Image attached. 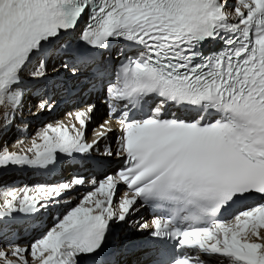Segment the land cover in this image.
Instances as JSON below:
<instances>
[{"label":"snow or ice","instance_id":"snow-or-ice-1","mask_svg":"<svg viewBox=\"0 0 264 264\" xmlns=\"http://www.w3.org/2000/svg\"><path fill=\"white\" fill-rule=\"evenodd\" d=\"M215 40L223 47L204 54ZM56 49L70 56L64 69L95 68L101 81L104 53L115 57L110 119L89 142L88 104L68 114L71 124H45L26 148L0 144V170L50 171L61 154L87 158L113 131L117 145L104 155L124 166L99 180L3 189L0 264H112L102 258L112 224L149 207L160 214L132 226L174 241L155 264H264V0H0V133L24 107L23 73L33 65L29 75L43 78ZM38 99V112L53 108ZM85 184L92 190L51 228L23 245L9 239L16 214L55 207ZM119 184L128 191L117 204Z\"/></svg>","mask_w":264,"mask_h":264},{"label":"bare ground","instance_id":"bare-ground-1","mask_svg":"<svg viewBox=\"0 0 264 264\" xmlns=\"http://www.w3.org/2000/svg\"><path fill=\"white\" fill-rule=\"evenodd\" d=\"M229 2L231 3V0H229ZM79 31V30H78ZM77 31V32H78ZM73 42H77L75 40H73ZM53 63H50L49 61V64H48V67L46 68V71L49 70L51 71V65ZM58 65H56L57 67ZM33 69V65H30L29 68L27 70H25V72L23 73V78L28 75L29 78H32L29 76V73L32 71ZM32 80H38V79H33ZM41 83H38V85H40ZM40 95V92L39 94ZM104 106H101V107H97L96 108V111H95V120H98L99 117L102 115V114H106V111L107 110H104L103 109ZM34 109V107H32L31 111ZM63 110H59L57 113H55L54 115L50 116V117H47V118H43L42 120L38 121L37 123L35 124H32L31 127H30V132L27 136L23 137V141L24 143L22 145H19L17 144V141L13 142L14 139H13V136H9L8 134H5V135H2L0 133V144H5L4 140H7L8 142L6 143L7 146L9 147V150H17L18 148H26L28 147L30 144H31V141L32 139L36 136V133L45 125V124H48V123H55V122H58V121H63L65 123H68V124H71L73 123V120L71 117H69V115H67L66 117H64L63 115L64 114H61ZM61 114V115H60ZM115 132V134H113ZM117 134L119 135V133L117 131H113L111 133H109L108 137L110 136L111 138H113L114 136H117ZM12 141V142H11ZM116 147V145H115ZM116 159L119 160V157L116 156ZM118 166L117 162H115L113 164V167H114V170L111 169L110 172H108L106 175H109V174H114L115 173V169L116 167ZM105 175V176H106ZM100 177V178H99ZM104 176L103 175H97V178L98 179H102ZM19 177H15L14 179H18ZM12 182V179L8 178V177H4L2 179H0V202H2L3 200V189H6V188H12L13 186L9 185L10 183ZM25 184H27V186H30L31 184L34 183V179L32 177L28 178V181L25 180ZM22 183V182H20ZM20 183H18L17 185H21ZM10 186V187H7V186ZM18 188H23V185H21V187H18ZM31 188V187H30ZM91 186L89 185L87 187V189L82 193L81 191H75V192H68L66 193L63 197V199H61V201H63L65 199V197H70L71 199L69 201H66V202H62L63 204V211L61 213V217L64 213H66L68 210H70L72 207H75L77 204L80 203V200L83 198V196L91 191ZM126 192V189H124L123 185L122 184H119L118 185V189H117V192H116V195H115V202L118 204L121 197L123 196V194ZM67 203V204H66ZM151 218V217H150ZM150 218H149V215L148 213L146 212L145 209H141L140 213L138 215H134L128 224H120V223H117L116 227H114L115 231L117 233H122V235H119L117 236V239L116 241H113L114 244L119 247V244L121 242V238H126L127 236L129 237V231L131 229H135V227H133L132 225L134 224L135 221H139L141 219L145 220V221H150ZM51 225L53 226V223H51ZM51 226V227H52ZM50 227V228H51ZM33 238L30 239V241L32 240ZM124 240V239H123ZM19 243H21V245L29 242V239L26 241V242H23V241H18ZM0 246H3L2 244H0ZM4 247V246H3ZM115 248V261L112 263V264H129L128 262L124 261L125 260V256L122 255V253H119L118 251V248ZM7 248V247H6ZM140 255V252H137V254H135L132 258L134 260H137L138 257ZM29 262L31 264V257L29 256ZM217 264H219V260L217 262Z\"/></svg>","mask_w":264,"mask_h":264},{"label":"rangeland","instance_id":"rangeland-1","mask_svg":"<svg viewBox=\"0 0 264 264\" xmlns=\"http://www.w3.org/2000/svg\"><path fill=\"white\" fill-rule=\"evenodd\" d=\"M53 66V64L51 65V67ZM61 115V114H60ZM16 140H14L13 142H15Z\"/></svg>","mask_w":264,"mask_h":264}]
</instances>
